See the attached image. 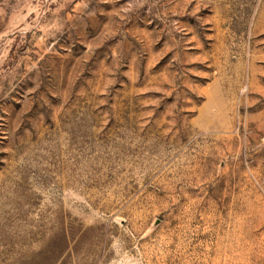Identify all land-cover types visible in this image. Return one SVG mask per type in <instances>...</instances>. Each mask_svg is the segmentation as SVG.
I'll return each mask as SVG.
<instances>
[{
	"label": "rangeland",
	"instance_id": "374dc122",
	"mask_svg": "<svg viewBox=\"0 0 264 264\" xmlns=\"http://www.w3.org/2000/svg\"><path fill=\"white\" fill-rule=\"evenodd\" d=\"M0 264H264V0H0Z\"/></svg>",
	"mask_w": 264,
	"mask_h": 264
}]
</instances>
